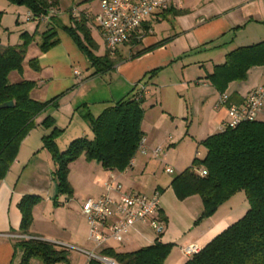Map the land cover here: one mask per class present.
I'll return each instance as SVG.
<instances>
[{"label": "crops", "instance_id": "obj_1", "mask_svg": "<svg viewBox=\"0 0 264 264\" xmlns=\"http://www.w3.org/2000/svg\"><path fill=\"white\" fill-rule=\"evenodd\" d=\"M77 5L82 17L76 20L70 17L65 26L75 28V22L85 21L96 46L94 54L105 55L97 24L83 16L99 14L98 0H80ZM25 11L27 17L30 12ZM61 16L63 13L46 23L33 19L38 23L35 33L24 31L19 35H34V41L27 48L22 73L10 75L12 83H35L31 98L49 105L34 119L35 127L21 142L15 160L0 180V264H19L22 252L18 244L28 239L66 250L67 262L57 264H88L84 252L101 255L102 249L96 250L88 240V222L81 207L87 199H98L104 183L110 179L125 192L151 195L159 191L157 217L162 231L157 235L147 223L137 224L121 243L109 240L103 249L134 252L158 240L172 245L163 264H185L189 259L183 255L182 248L190 244L203 248L241 219L249 209L246 197L234 195L211 217L196 222L203 211L201 199L193 195L181 201L187 204L186 211L193 209L191 219L182 215L176 209L180 202L170 192L175 177L162 182L159 178L148 185L141 179L149 171L156 175L155 166L160 163L162 166L163 162L187 169L194 159H202L205 148L201 142L219 133L229 120L226 107L216 106L219 96L226 95L230 104L240 105L251 92L264 85V65L248 68L245 79L228 83L223 93L209 80L230 53L264 43V0H183L180 9L155 12L141 28L142 39L118 46L114 67L97 75L74 41L56 27ZM41 24L44 27L39 29ZM52 27L59 44L41 53L40 35ZM20 44L21 39L15 46ZM0 47L6 46L0 44ZM33 59L37 60V71L29 65ZM151 72L155 74L148 81ZM136 85L144 87L140 129L147 154L136 153L122 172L105 170L100 163L80 156L68 167L71 196L59 195L53 177L54 163L42 145V138L50 134V129L43 128V121L54 120L55 127L61 131L55 142L64 151L75 139L93 138L84 118L86 113L98 117L135 92ZM256 121L264 122V109ZM158 147L163 152L154 159L152 151ZM25 196H36L40 201L32 208L30 226L22 230L19 204ZM174 214L181 219L180 225ZM174 224L179 226V232H174ZM30 264L42 263L31 260Z\"/></svg>", "mask_w": 264, "mask_h": 264}, {"label": "trees", "instance_id": "obj_2", "mask_svg": "<svg viewBox=\"0 0 264 264\" xmlns=\"http://www.w3.org/2000/svg\"><path fill=\"white\" fill-rule=\"evenodd\" d=\"M6 1L24 7L33 18L46 15L49 8L47 0ZM63 31L87 58L94 75L108 71L116 64V60L107 53L101 57L94 54L96 46L85 21L75 22V28L65 26ZM20 39L18 46L0 47V105L7 102L14 104L12 108L0 109V180L15 160L21 142L35 127L34 119L49 105L31 98L35 83L8 81L12 73H22L27 48L34 41V35L22 34ZM58 44L57 32L52 27L40 35L38 48L41 53H46ZM29 65L35 71L39 69L36 59L31 60ZM254 65H264V43L230 53L226 62L215 68L209 80L219 93H223L228 83L244 80L246 71ZM154 74L151 72L148 75V81ZM135 88L130 96L107 108L98 117L86 113L84 118L93 138L75 139L64 151H60L55 142L61 131L55 127L54 120L46 118L43 121V128L50 129V134L42 138V145L54 163L53 177L59 195L71 196L68 167L80 156L100 163L109 171L122 172L129 167L143 137L140 129L143 97L137 99L140 90L137 85ZM200 145L205 148L204 157L194 159L191 166L171 182L177 198L200 197L203 211L198 221L211 217L239 192L244 193L249 209L185 264H264V122L254 121L234 129L227 128L208 137ZM195 168H203L206 176H199L194 172ZM39 201L36 196H25L21 200L22 230L30 226L32 208ZM18 247L22 252L19 264H30L31 260L57 264L68 260L66 250L44 241H22ZM171 248V244L157 240L153 245L134 252L117 253L112 249H102L101 256L113 259L117 264H163ZM88 264L102 263L90 260Z\"/></svg>", "mask_w": 264, "mask_h": 264}, {"label": "built area", "instance_id": "obj_3", "mask_svg": "<svg viewBox=\"0 0 264 264\" xmlns=\"http://www.w3.org/2000/svg\"><path fill=\"white\" fill-rule=\"evenodd\" d=\"M98 3L99 14L95 16L84 14L83 16L87 20L95 21L108 56L114 58L118 46L139 42L142 39L140 31L148 17L155 12L180 9L183 0H98ZM72 17L76 20L80 19L82 15L74 10ZM27 19L46 23L50 17L46 14L33 18L29 13ZM76 74L78 73L76 72ZM139 90L140 95L137 99L142 96L144 87L139 86ZM216 106L226 107L229 117V120L221 126L220 132L227 128L234 129L243 123L254 122L264 109V85L251 92L240 105L230 104L229 97L222 94L219 96ZM162 152V148L158 147L152 151V157L158 159ZM137 153L147 154L143 137ZM164 172L173 174L174 170L170 166H165ZM197 173L201 177L207 174L203 168L199 169ZM113 195L117 198L114 199ZM81 209L88 222V240L96 250L103 249L109 240L121 243L124 236L129 234L137 224L147 223L157 235L162 231L161 222L157 217L160 209L159 191H155L151 195L125 192L119 183L110 179L104 183L102 195L96 200L87 199ZM200 250L198 245L190 244L182 248V253L190 259ZM84 253L88 257V262L96 260L102 264H116L93 252Z\"/></svg>", "mask_w": 264, "mask_h": 264}, {"label": "rangeland", "instance_id": "obj_4", "mask_svg": "<svg viewBox=\"0 0 264 264\" xmlns=\"http://www.w3.org/2000/svg\"><path fill=\"white\" fill-rule=\"evenodd\" d=\"M48 4H49V8L47 11V14L49 15V17H58L59 15H61L63 13V16H61L60 21L58 23H56V27H59V30H62L63 26L68 25L69 24V19L70 17H72V11L76 10L78 11V5L77 3L80 0H55L57 1L56 4L53 3L54 0H47ZM92 3V2H91ZM88 5V4H87ZM93 7H96V3L93 2ZM26 11L24 8L22 7H18L16 5H12L10 3H8L6 0H0V44L1 46H15L18 43H20V37L19 35L21 33H23L24 31H27L28 33H30V35L34 34L37 28L38 23L34 22V21H30L27 19L26 17ZM53 15V16H52ZM43 24L40 25V28H43L44 26H42ZM39 39L37 38L36 41H38ZM33 46H35L34 44L31 46L33 48ZM16 74V73H14ZM9 82L13 81L12 77L8 78ZM162 155V154H161ZM160 155V156H161ZM138 158H140V156H138ZM168 164L167 162H163L162 166L156 165L155 169L153 172H155L156 175L152 174L151 171H149L142 179V182H145L144 184H152L156 181H158V179L160 178V182L163 181V179L169 180L171 178H174L177 176V174L182 173L185 168H174L172 167L170 164H168L170 167L173 168L174 173L173 174H167L163 171V167L164 164ZM167 165V166H168ZM199 170V169H198ZM196 168L194 169V172L198 171ZM172 191L170 192H174L173 189H171ZM174 195L177 199V202H180L177 205L176 209H179V211L182 213V215H184L185 217L188 215V217L191 219V214H193L192 212H190V210L192 211V207H190L191 209L188 211L190 212V214H188V211H186L187 208V204H183L181 203V201L183 200H179L174 192ZM237 196H242L243 198H245V195L243 192H239L236 194ZM113 198L116 199L117 197H115L113 195ZM246 199V198H245ZM192 206V205H190ZM175 215V221L177 222L178 225H180L181 223V219L178 218V216L176 214ZM197 219V218H196ZM196 221V220H195ZM175 222V223H176ZM198 222V220L196 221ZM178 225L174 224V232H179L178 230ZM176 227V228H175Z\"/></svg>", "mask_w": 264, "mask_h": 264}, {"label": "water", "instance_id": "obj_5", "mask_svg": "<svg viewBox=\"0 0 264 264\" xmlns=\"http://www.w3.org/2000/svg\"><path fill=\"white\" fill-rule=\"evenodd\" d=\"M13 106L14 104L12 102H7V103L0 105V109L1 108H12Z\"/></svg>", "mask_w": 264, "mask_h": 264}]
</instances>
